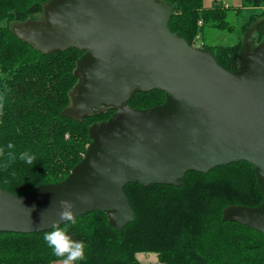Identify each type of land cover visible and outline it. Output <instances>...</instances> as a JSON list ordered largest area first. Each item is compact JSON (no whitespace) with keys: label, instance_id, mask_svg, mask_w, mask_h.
<instances>
[{"label":"water","instance_id":"1","mask_svg":"<svg viewBox=\"0 0 264 264\" xmlns=\"http://www.w3.org/2000/svg\"><path fill=\"white\" fill-rule=\"evenodd\" d=\"M170 15L169 5L156 0H50L42 20L12 26L41 53L84 51L64 116L80 121L115 111L90 128L84 158L63 181L23 195L0 189V233L51 230L60 200L77 205L75 219L107 212L121 233L134 220L126 185L177 186L189 171L245 161L255 168L262 202L227 207L222 221L264 235V44L254 48L251 41L264 17L243 34L237 69L227 72L206 49L172 34ZM152 90L165 93V104L126 105L133 93Z\"/></svg>","mask_w":264,"mask_h":264},{"label":"trees","instance_id":"2","mask_svg":"<svg viewBox=\"0 0 264 264\" xmlns=\"http://www.w3.org/2000/svg\"><path fill=\"white\" fill-rule=\"evenodd\" d=\"M49 1L0 0V189L12 195L63 181L84 158L91 144L90 128L106 122L115 111L103 109L80 121L64 116L84 51L41 53L13 34V25L35 21ZM156 1L169 5L168 30L189 46L206 28L235 35L233 44L201 46L227 72L237 69L243 34L264 17V0H241L242 9L257 13L235 26L227 21L230 8L221 3L205 8L203 0ZM251 41L254 48L264 44V22ZM165 100L160 90L135 92L126 105L147 110ZM9 143L12 149L7 148ZM23 152L35 156L33 165L19 159ZM179 184L126 185L123 193L134 220L121 233L110 225L105 211L59 226L86 246L85 259L77 264H142L137 254H153L158 264H264V235L222 221L227 207L261 204L251 164L237 161L206 173L189 171ZM46 232L0 233V264L57 262L43 240Z\"/></svg>","mask_w":264,"mask_h":264},{"label":"clouds","instance_id":"3","mask_svg":"<svg viewBox=\"0 0 264 264\" xmlns=\"http://www.w3.org/2000/svg\"><path fill=\"white\" fill-rule=\"evenodd\" d=\"M2 106V105H0ZM8 149H12L13 145L9 143ZM2 154V150H0ZM19 159L33 165L35 156L29 152H23L19 155ZM82 203H89L87 198H80ZM77 205L70 200L59 201V211L57 213L58 221L75 223V210ZM30 212L34 209H29ZM54 225L51 231L44 233L43 240L48 248L52 250V254L57 257V264H77L85 259L86 246L83 241H75L61 227Z\"/></svg>","mask_w":264,"mask_h":264},{"label":"rangeland","instance_id":"4","mask_svg":"<svg viewBox=\"0 0 264 264\" xmlns=\"http://www.w3.org/2000/svg\"><path fill=\"white\" fill-rule=\"evenodd\" d=\"M214 1L217 3H221L223 5L229 6L230 10L228 12V20L232 25H238L243 19H246L248 16L257 13V11L252 12L251 9H245L241 11V13L238 14V16L235 15V7L233 0H204V7L209 8L214 4ZM43 16H37L36 20H42ZM203 35H201V38H199V43H204L207 46L211 45H219V44H233L235 42V35H230L224 32H219L210 28H206L203 30ZM196 37V38H197ZM196 40V39H195ZM196 43V44H199ZM201 49V47H198ZM137 260L142 264H158L156 261V257L153 254H137L136 255Z\"/></svg>","mask_w":264,"mask_h":264},{"label":"crops","instance_id":"5","mask_svg":"<svg viewBox=\"0 0 264 264\" xmlns=\"http://www.w3.org/2000/svg\"><path fill=\"white\" fill-rule=\"evenodd\" d=\"M216 1H214V3H215ZM233 3H234V5H236V7H235V10H239V9H242V5H241V0H233ZM214 5V4H213ZM223 5V4H222ZM203 6H204V0H203ZM225 7H229V6H227V5H224ZM242 10H244V9H242ZM252 10V12H255V11H257V10H253V9H251ZM52 264H57V262H55V263H52Z\"/></svg>","mask_w":264,"mask_h":264},{"label":"built area","instance_id":"6","mask_svg":"<svg viewBox=\"0 0 264 264\" xmlns=\"http://www.w3.org/2000/svg\"><path fill=\"white\" fill-rule=\"evenodd\" d=\"M198 24L201 25V22H199ZM198 40L199 38L197 37L196 40L194 41V44L192 45L193 47L198 48L202 46V43H199ZM196 43H199V44H196Z\"/></svg>","mask_w":264,"mask_h":264}]
</instances>
